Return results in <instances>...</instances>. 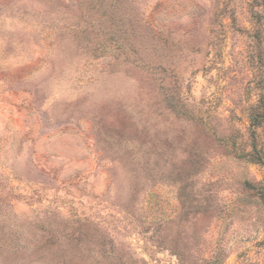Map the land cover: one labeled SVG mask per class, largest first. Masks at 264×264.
Returning <instances> with one entry per match:
<instances>
[{
    "label": "rangeland",
    "instance_id": "obj_1",
    "mask_svg": "<svg viewBox=\"0 0 264 264\" xmlns=\"http://www.w3.org/2000/svg\"><path fill=\"white\" fill-rule=\"evenodd\" d=\"M263 86L255 0H0V264H264Z\"/></svg>",
    "mask_w": 264,
    "mask_h": 264
},
{
    "label": "trees",
    "instance_id": "obj_2",
    "mask_svg": "<svg viewBox=\"0 0 264 264\" xmlns=\"http://www.w3.org/2000/svg\"><path fill=\"white\" fill-rule=\"evenodd\" d=\"M257 5L262 8L263 16H264V0H255ZM262 89V94L259 97L258 104L255 108L251 109V113L249 115L250 121V145L251 151L248 152V159L250 162L259 164L264 167V151L261 149L258 150L256 145V130L264 124V86ZM250 186V184H247ZM253 187V186H250ZM262 198L264 199V193L262 194Z\"/></svg>",
    "mask_w": 264,
    "mask_h": 264
}]
</instances>
